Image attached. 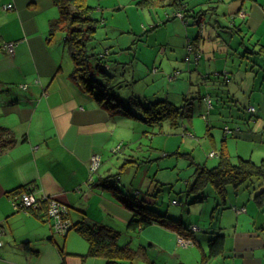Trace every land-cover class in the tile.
Instances as JSON below:
<instances>
[{
	"label": "crops",
	"instance_id": "crops-1",
	"mask_svg": "<svg viewBox=\"0 0 264 264\" xmlns=\"http://www.w3.org/2000/svg\"><path fill=\"white\" fill-rule=\"evenodd\" d=\"M245 1L219 0L199 10L204 29L193 39L187 38L196 44L202 57L197 65L185 64L182 72L189 85L196 83L199 74L228 73L230 81L222 90L240 103L253 106L256 112L246 124L230 126L238 133L222 136L221 150L236 164L235 156L229 155L231 145L227 140H232L236 150L240 145L247 149L253 145L246 154L238 151L237 160L249 159L259 165L264 163V63L260 68H249L241 52L244 44L258 51L264 47L258 38L250 40L249 31L253 25L264 23V0ZM8 5L11 10H4ZM58 17L51 0H0V127L9 129L16 139L0 154V256L17 258L12 259L17 264H39L38 260L41 264H105L103 258L84 256L88 245L74 231L69 230L63 239L61 235L48 236L49 232L55 233L41 209L32 213L13 210L9 192L30 184L38 195L53 196L67 204L73 223L84 220L118 231V244L130 243L133 249L132 264H264V196H258L264 189L261 178H252L243 186L227 185L224 201L211 186L203 190L204 199L198 194L202 200L192 206L186 203L187 218L177 221L186 235L189 233L185 228L195 227L192 246L178 245L177 227L169 222L153 221L143 228H127L132 213L123 201L142 193L135 190L134 180L128 184L132 177L121 176L134 158L120 165L114 147L120 126L125 124L122 120L130 119L111 116L72 78L73 65L63 45V33H48L50 21ZM7 42H16L13 55L3 52ZM231 53L233 59L236 54L238 57L229 64ZM119 58L123 59L121 55ZM124 77L129 92L150 97L138 88L133 76L124 73ZM178 78L168 76L171 82ZM216 83L207 82L206 88L214 92ZM126 90L122 88L121 93L125 95ZM162 92L169 94L168 89ZM256 153L259 160L254 159ZM93 155H100L101 165L91 178L89 162ZM104 164L105 169L100 171ZM117 167L121 168L116 176L117 189L101 188V180L114 175ZM142 184L143 179L140 188ZM146 187L144 199L154 204L156 188ZM187 194L186 199L197 196ZM154 209L162 214L160 207ZM20 223L26 230L17 236L14 229ZM219 234L223 235L222 251L210 256L207 244ZM25 241L31 247L39 245V250L32 247L38 256L22 252L19 243ZM7 242L9 245H4ZM61 243L64 246L60 247Z\"/></svg>",
	"mask_w": 264,
	"mask_h": 264
},
{
	"label": "rangeland",
	"instance_id": "rangeland-1",
	"mask_svg": "<svg viewBox=\"0 0 264 264\" xmlns=\"http://www.w3.org/2000/svg\"><path fill=\"white\" fill-rule=\"evenodd\" d=\"M171 1L155 0L146 7H139L136 0H87V4L91 8V15L102 24L95 34L97 41L95 50L107 53L108 60L110 58L117 59V62H114L112 66L115 68L118 66L119 73L123 75L125 73L129 77L133 76L137 81L138 88L148 96H152L153 93L164 95L162 90L168 89L170 100L180 104L181 94L187 93L189 88L192 90L197 88V86L193 87L188 84L186 74L182 70L185 65L183 58L187 37L193 39L199 31L197 25H193L192 19L189 17L186 20L191 23L187 25L177 18L170 20L176 12L184 14L182 6H174ZM182 1L185 2L184 6L199 11L207 7L205 4L209 0ZM243 3L245 4L246 1L243 0ZM197 21L204 29L203 14L198 17ZM249 31L251 33L250 40L254 41L258 38L260 41L262 40L261 43L264 42V34L262 37L257 35L264 32V23L261 26L253 25ZM88 48L94 47L89 44ZM119 55L123 57L122 60ZM233 56L234 54L231 53L228 57L231 62L229 64H232V60L237 61L238 54H236V59H233ZM243 61L246 62V59ZM218 66L220 65L218 64ZM175 70L180 71V75L177 80L171 82L168 76ZM225 74L227 73L225 72ZM204 114L203 106L202 108L201 105L195 107L192 118L184 119L183 126L174 130L167 123L162 124L159 128H148L135 120H122L125 124H122L119 129L121 130L120 137L118 136L114 148L118 150L115 155H119L120 165L125 164L124 160L134 158L132 164H127L125 173L123 175L120 173L122 178L132 177L128 184L134 180L135 190H139L142 196L147 192L145 190L147 185L156 188L154 200L162 209L159 211L168 215V218L172 220L179 221L181 217L182 220L187 218L186 203L189 202V206H192L190 201L193 197L190 196V199H186V196L188 192L189 195H192L195 165L205 166L208 169L216 166L223 147V126L225 124L234 126V122L227 118L224 110L213 109L211 116H208V126L207 120L203 117ZM205 117L207 118L206 115ZM129 123L132 125L130 126ZM183 127H187V130L184 131ZM145 131L149 132L145 133ZM235 131L238 133V130ZM227 141L231 145L229 155L235 156V161H238V151L246 154L247 150L250 152L253 148V145L248 149L244 145H240L236 150L232 140ZM0 150L2 149L0 148ZM211 152L216 153L217 156L209 157ZM259 158L256 153L254 159L259 160ZM99 164L101 165V158ZM100 165L94 171L89 169L91 178ZM103 169H105V164L100 168V171ZM120 170L121 168L117 167L113 174H118ZM142 179L143 184L140 188ZM124 188L127 189V187ZM173 199L181 204L172 205ZM65 206L69 213V206L67 204ZM20 224L21 226L17 225L14 229L17 236L26 230V227L22 223ZM51 235L54 238L59 236V234L55 235L49 232L48 236ZM4 245H9V243ZM59 245L64 246L62 243ZM32 247L40 249L37 244ZM12 259L17 258L9 256V259H6L0 256V264H17L16 260ZM38 263L41 264L42 260H38Z\"/></svg>",
	"mask_w": 264,
	"mask_h": 264
},
{
	"label": "trees",
	"instance_id": "trees-1",
	"mask_svg": "<svg viewBox=\"0 0 264 264\" xmlns=\"http://www.w3.org/2000/svg\"><path fill=\"white\" fill-rule=\"evenodd\" d=\"M51 1L54 6H56L59 12V17L50 21L48 30L49 35L52 36L58 31L63 33V45L67 48L69 58L73 65V70L70 75L78 81L79 85L85 92L93 94L96 101L102 103L106 110L111 113V116L121 115L124 118L139 121L148 128H159L162 124L167 123L173 129L183 126L184 119L190 120L194 114V108L197 106L199 107L200 105L205 109L204 115H206L207 118H204L207 120V126L209 124L208 116H211L212 110L217 105H220V107H218L219 110L220 108L224 109L227 118H230L231 121L237 124H246L255 117V114L247 111V105L240 103L229 95L227 91L224 92L222 90V86H225L227 82L230 81L228 73L225 74L222 71L214 74H199L198 77L195 78L196 83L193 85L190 83V86H197V88H194V90L189 88L187 93L182 94V101L180 104L170 100L169 94L161 95L160 93H155L150 97L134 95L129 92L128 85H125V82L128 81L127 78L124 77L122 73H119L120 71H118L117 68L112 66V64L117 61L112 58L108 60L107 53L95 50V44L97 43L95 34L102 24L91 15V8L88 6L87 0ZM154 1L155 0H136V3L139 7H146ZM218 1L219 0H209L207 4L210 2L216 3ZM171 2L174 6H182L184 14H182V17H179L176 12L174 17L170 20L177 18L187 25L189 24V21L186 20V18L191 16L194 21L193 23L198 27L199 32H197L196 35L198 36L203 30L202 26L197 21V18L201 13L199 11L195 12L187 6H184L185 2L182 0H172ZM11 8L9 10H11ZM189 11H193L191 12L192 14ZM203 23L205 26V22ZM239 37L238 40L241 42L243 37ZM241 43L244 44L243 42ZM89 44L94 48L89 49ZM195 45L196 44L193 43V41L187 39L185 44V55L183 58L185 64L197 65L200 61L202 53ZM189 46H192L199 53V58L197 60H194L193 54H188L187 50ZM260 47L261 48L258 51L253 50L244 44V50L241 52V56H245L249 68H260L264 63V47ZM186 55H189L190 57L188 61L185 60ZM179 75L180 71L175 70L169 75V79H175ZM210 81L217 82L215 85L216 91L214 92L206 88L207 82ZM122 88L127 89L126 92H124L125 95L121 93ZM206 98L209 99L211 108L206 106ZM224 127H228V129L231 130V133L225 134L222 129L223 137L236 133L234 127L232 128L226 124L223 128ZM183 129L186 131L187 127H183ZM147 132L149 131H145V133ZM15 143L16 139L13 137L9 129L0 127V148L5 150L6 148L13 146ZM116 176L117 174L106 176L101 180L99 186L111 190L117 189L115 186L117 182ZM252 178H261L264 183V163L261 162V164L256 165L249 159L239 158L238 162L233 164L226 152L221 150L219 153V161L216 166L208 169L205 166L195 165L193 184L192 188H190L191 193L197 196H193L190 204H195L202 200L199 199L198 194L201 196L200 198L204 199L205 196L202 194L203 190L211 186L217 196L221 198L220 200L224 201V191L227 185H232L233 187L243 186ZM29 186L32 185L26 184L11 190L9 192L10 198L12 195L30 190L28 189ZM260 195L264 196V189L258 196ZM128 198L130 201H123V204H125L132 213L131 218L127 223L128 229L143 228L153 221L162 223L169 222L171 225L177 227L178 235L193 240V234L192 231L189 230V227L185 228L189 233L186 235V233L183 232L180 222L168 218L166 214H158L155 209L153 210L154 205L159 206L156 201L154 204L147 202L144 199L145 197L139 196V194L130 195ZM175 202L177 203L176 205L181 204L177 201ZM43 206L45 207V205ZM13 210L17 211L14 208ZM47 221L52 225L50 220ZM70 222L71 226L69 227V230H73L80 235L88 245L87 253L84 256L103 258L105 264H132L133 249L130 247V243H127L125 246H120L118 244V231L104 225H89L84 220H79L75 223L70 220ZM19 246L25 254H38V252L30 246L29 242H21L19 243ZM207 246L210 256L217 255L223 248V235L219 234L210 239ZM62 264H64V262Z\"/></svg>",
	"mask_w": 264,
	"mask_h": 264
},
{
	"label": "built area",
	"instance_id": "built-area-1",
	"mask_svg": "<svg viewBox=\"0 0 264 264\" xmlns=\"http://www.w3.org/2000/svg\"><path fill=\"white\" fill-rule=\"evenodd\" d=\"M10 8L11 5H8L4 7V10H9ZM177 15L179 17H182L180 13H177ZM15 45L16 43L14 42L4 43L2 46L3 52H5L8 55H13ZM187 51L188 54L194 55V60H197L199 58V53L192 46H189ZM189 58H190L189 55H186L185 60L188 61ZM23 88L25 89L26 86H23ZM205 103L208 108H211L208 98H206ZM247 111L249 113L255 114V108L253 106H248ZM203 117H205V115H203ZM223 131L225 134L231 133V130L228 129V127H224ZM1 153L2 151L0 150V154ZM215 156H217V154L214 152H211L209 154V157H215ZM99 157L100 156L98 155H93L90 158V166H89L90 170L94 171L100 165ZM28 189L30 190L23 191L22 193L11 196L10 201L11 204L13 205V208L17 211L19 210L35 211L41 209L44 212L46 219L52 222L53 232L61 236L66 235V233L69 231V227L71 226L68 208L62 202H60L56 197L38 195L33 186H29ZM172 204L175 205L177 203L173 201ZM43 205H45V207ZM189 230L194 232L195 227H190ZM177 243L179 246L188 247L194 245L195 242L190 238H184L178 235Z\"/></svg>",
	"mask_w": 264,
	"mask_h": 264
},
{
	"label": "clouds",
	"instance_id": "clouds-1",
	"mask_svg": "<svg viewBox=\"0 0 264 264\" xmlns=\"http://www.w3.org/2000/svg\"><path fill=\"white\" fill-rule=\"evenodd\" d=\"M3 152V150H1Z\"/></svg>",
	"mask_w": 264,
	"mask_h": 264
}]
</instances>
